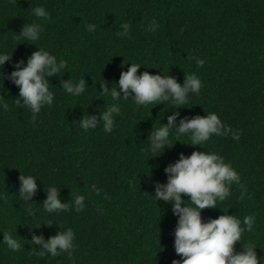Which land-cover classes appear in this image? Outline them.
I'll list each match as a JSON object with an SVG mask.
<instances>
[{
  "label": "trees",
  "instance_id": "1",
  "mask_svg": "<svg viewBox=\"0 0 264 264\" xmlns=\"http://www.w3.org/2000/svg\"><path fill=\"white\" fill-rule=\"evenodd\" d=\"M38 4L47 18L30 12ZM33 21L43 28L36 41L17 35ZM125 22L128 34L117 35ZM88 24L95 28L89 31ZM38 48L67 63L48 77L53 104L33 119L22 99L21 105L15 103L19 88L8 74ZM0 51L11 55L0 69L5 76L0 80V264H171L180 259L173 247L172 202L153 195L156 183L166 182L164 168L194 150L218 153L240 176L217 208L201 210L202 219L228 212L242 221L254 214L253 229L243 232L234 248L239 252L254 244L264 264V0H0ZM130 62L141 65L137 74L161 72L181 84L185 73H195L201 88L189 92L183 105L169 100L138 106L131 97L113 101L100 93V82L111 89ZM70 79L85 80L80 95L62 89ZM111 103L120 106L111 131L105 132L102 123L80 128L84 114L99 115ZM173 111L179 113L177 123L215 112L239 138L212 135L199 146L190 145V135L170 131L161 153L147 151L151 130L166 124ZM20 174L36 178L29 201L18 193ZM49 186L59 190L67 210L43 208ZM76 194L84 196L81 211L71 203ZM67 228L74 233L71 256L67 251L37 255L41 245L31 242L33 234L47 241ZM3 232L21 247L9 249Z\"/></svg>",
  "mask_w": 264,
  "mask_h": 264
},
{
  "label": "clouds",
  "instance_id": "2",
  "mask_svg": "<svg viewBox=\"0 0 264 264\" xmlns=\"http://www.w3.org/2000/svg\"><path fill=\"white\" fill-rule=\"evenodd\" d=\"M30 12L37 19L47 18L49 13L43 5H35ZM89 31L95 28L94 24L86 25ZM122 32L117 35H127L129 25L125 22L121 25ZM43 28L40 23L33 21L25 23L18 36L26 41H36ZM11 58L6 52L0 51V69ZM197 66L203 65L204 61L199 57H193ZM63 58L58 59L44 48H38L27 57L26 62L19 60L13 70L8 74V79L19 88V96L15 99L17 105L26 106L32 113L33 119L45 105L53 104L54 93L50 90L48 77L59 73L66 66ZM141 65L130 62L127 70H121L118 81L109 89L106 84L100 82V93L108 94L113 101L118 97H129L138 106H144L157 101H169L174 105H183L188 99V93H198L201 81L195 73H185L183 84L178 83L176 78L163 75L161 72L152 74L143 71L137 74ZM5 76L0 71V80ZM63 90L73 96L80 95L85 89V80L64 81ZM7 107L6 104L2 105ZM120 112L118 103H111L104 107L99 115L84 114L80 119L79 126L85 131L94 129L98 123H102L103 130L109 132L114 125L113 114ZM179 115L177 111L167 115V123H160L151 130L148 137L147 151H158L168 146L170 131L176 136L190 135V145H202L212 135L227 136L231 133L233 139L239 138L238 130L223 123L215 112H207L206 115H195L192 118H181L176 122ZM144 150V149H142ZM167 174L165 183L157 182L155 185L154 198L172 202L173 215L177 217L174 228L173 247L180 259H173L171 264H261L258 261L256 246L248 244L241 251L234 248L236 242H240L242 233L251 231L255 222V215L249 214L243 220L228 212L217 218L202 219L201 210L217 208V201H223L230 194L231 185L240 184L238 172L225 162L224 158L213 151H192L190 155L179 154V158L164 168ZM19 195L29 201L37 189L36 178L32 175L20 174ZM95 188V185H92ZM97 192L100 189H96ZM47 199L43 208L48 212L67 210L68 204L62 203L59 198V190L55 186L47 189ZM188 196L187 200L182 195ZM107 195V194H105ZM240 199L244 198L243 191ZM84 196L76 194L71 203L76 211H81L85 205ZM187 202H191L190 204ZM3 242L11 250H18L21 245L13 235L3 232ZM74 233L71 228L59 231L47 241L42 236L32 235L31 242L40 244L37 255L45 253L55 257L58 251H67L72 255Z\"/></svg>",
  "mask_w": 264,
  "mask_h": 264
}]
</instances>
